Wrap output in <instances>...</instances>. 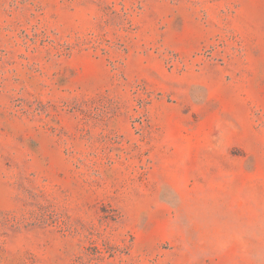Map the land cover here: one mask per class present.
<instances>
[{
  "label": "rangeland",
  "instance_id": "374dc122",
  "mask_svg": "<svg viewBox=\"0 0 264 264\" xmlns=\"http://www.w3.org/2000/svg\"><path fill=\"white\" fill-rule=\"evenodd\" d=\"M0 264H264V0H0Z\"/></svg>",
  "mask_w": 264,
  "mask_h": 264
}]
</instances>
